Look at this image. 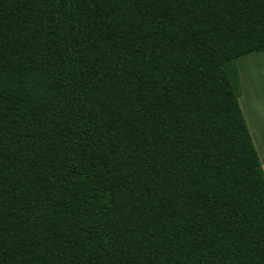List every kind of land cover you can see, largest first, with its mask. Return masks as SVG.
I'll return each instance as SVG.
<instances>
[{
  "label": "trees",
  "instance_id": "16d2710c",
  "mask_svg": "<svg viewBox=\"0 0 264 264\" xmlns=\"http://www.w3.org/2000/svg\"><path fill=\"white\" fill-rule=\"evenodd\" d=\"M263 48L264 0H0V264H264Z\"/></svg>",
  "mask_w": 264,
  "mask_h": 264
},
{
  "label": "crops",
  "instance_id": "0c3cea01",
  "mask_svg": "<svg viewBox=\"0 0 264 264\" xmlns=\"http://www.w3.org/2000/svg\"><path fill=\"white\" fill-rule=\"evenodd\" d=\"M232 79L264 170V48L236 59Z\"/></svg>",
  "mask_w": 264,
  "mask_h": 264
}]
</instances>
